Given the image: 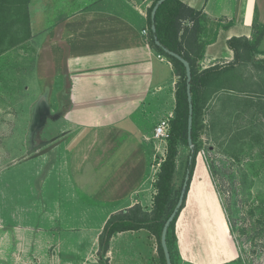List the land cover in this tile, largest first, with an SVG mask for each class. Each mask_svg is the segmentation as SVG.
I'll return each mask as SVG.
<instances>
[{
  "label": "crops",
  "instance_id": "obj_1",
  "mask_svg": "<svg viewBox=\"0 0 264 264\" xmlns=\"http://www.w3.org/2000/svg\"><path fill=\"white\" fill-rule=\"evenodd\" d=\"M152 1H29L30 33L40 55L35 63L40 86L35 114L39 124L51 116L58 117L63 127L52 139L34 146L20 158L43 156L60 144H64V150L54 166L57 178L53 196L46 199L43 190L38 201L30 203V209L35 206L33 209L23 208L25 215L37 211L41 220L15 225L9 218L0 229L11 249L16 244L27 255L39 259L68 260L77 238L72 231H65L59 239L55 230L59 222L67 229L78 221L83 230L90 228L87 221L92 208L97 212L106 208L110 215L138 204L141 199H136L137 195L149 190L151 149L154 147L158 154L160 144L153 138V129L161 118L173 113L178 81L169 59L158 58L159 52L151 46L149 36L142 33L149 28L147 11ZM182 1L207 16L202 37L209 42L199 61L202 69L232 62L234 53L227 41L231 37L252 40L254 22L264 25V0ZM49 8L53 9L46 12ZM258 49L261 53L256 54L257 58H264V35ZM39 68L49 71L39 75ZM164 147L160 157L164 156ZM57 180L64 183L60 202L56 196ZM199 211V228L206 237L194 231L193 225L177 236L178 240L181 235L187 236L193 261L208 264L209 248L193 245L192 238L195 234L205 241L209 238L205 233L208 229L213 237L220 235L223 222L210 202H201ZM58 213L64 216L60 220ZM43 215L48 220L42 224ZM104 223L105 220L100 230ZM83 230L78 232L81 239L77 242L88 247L91 241L88 235L83 237ZM114 237L115 234L108 252ZM97 239L93 242L97 243ZM63 243L66 247L59 249ZM235 254L232 249L228 256L234 258ZM225 260L220 258L219 262Z\"/></svg>",
  "mask_w": 264,
  "mask_h": 264
},
{
  "label": "rangeland",
  "instance_id": "obj_2",
  "mask_svg": "<svg viewBox=\"0 0 264 264\" xmlns=\"http://www.w3.org/2000/svg\"><path fill=\"white\" fill-rule=\"evenodd\" d=\"M22 35L24 37L25 33L20 37ZM23 39L0 52V229L7 225L9 218L15 225L41 220L40 213L25 215L23 208L33 209L35 206L30 209V203L38 201L43 190L46 199L53 196L57 178L54 166L64 150V144H60L43 156L20 158L34 146L52 139L63 127L58 117L48 116L43 123H38L35 102L40 86L35 76V63L40 60V55L31 33ZM254 56L252 60L257 64L242 58L231 72L228 87L234 89L221 91L218 94L221 98L214 97L202 110L194 171L173 230L176 238L174 264H198L191 258L192 250L188 249L191 243L188 244L187 236L181 235L179 241L177 235L193 225L194 231L206 237L204 230L199 228L198 219L200 203L204 200L217 208L224 228L214 237L211 230L205 231L209 237L204 238L205 241L195 234L192 238L193 245L209 248L208 264H264V58ZM48 71V68L38 70L39 75ZM159 143L158 151L162 153L165 144ZM165 148L166 145L164 153ZM159 153L156 154L154 147L151 149L149 190L136 198L141 199L138 204L146 211H150L156 192L154 183L160 165ZM187 155L188 149L181 146L174 182L177 189L187 171ZM56 186L60 202L64 197L60 192L64 183L57 180ZM92 209L87 221L90 228L83 230L78 221L73 228L67 229L61 221L55 229L59 239L65 231H72L77 240L81 239L77 237L81 230L83 237L88 235L89 246L81 247L75 240L70 259H39L27 255L16 244L11 249L7 236L4 237L0 230V264H100L98 242L93 241L111 214L106 208L99 212ZM61 217L64 216L58 213V220ZM46 220L48 216L43 215L42 224ZM4 238L6 241L2 242ZM62 239L64 241V237ZM62 247H66L65 243L58 248ZM232 249L236 251L234 258L228 256ZM106 258L109 264H160L157 238L147 229L118 232L111 252L107 251L102 257ZM220 258L227 260L219 262Z\"/></svg>",
  "mask_w": 264,
  "mask_h": 264
},
{
  "label": "trees",
  "instance_id": "obj_3",
  "mask_svg": "<svg viewBox=\"0 0 264 264\" xmlns=\"http://www.w3.org/2000/svg\"><path fill=\"white\" fill-rule=\"evenodd\" d=\"M29 0H0V52L30 36L29 28ZM156 0H153L147 11L149 24V42L159 53L166 56L171 62L179 80L175 89V106L173 115L169 119V132L166 138L164 156L160 159L159 170L156 175L153 204L150 211L143 210L139 204L111 214L105 221L98 236V255L100 264H109L102 259L109 249L112 236L118 232L128 230L147 229L153 233L158 242L160 264H166L164 253L160 244V234L164 221L174 208L180 187H175L177 173L178 152L181 146L188 149L186 170H189L187 191L194 171L195 158L198 152V136L201 128L200 121L203 108L214 97L228 87L230 74L238 66L240 60H252L257 53H261L258 45L264 35V25L255 21L253 27L255 35L252 40L240 37H231L227 41L228 47L233 50L234 59L225 65L215 64L202 69L199 61L203 58L205 46L209 40L203 38L207 16L200 10L185 4L182 0H165L155 13L154 24L156 36L163 47H166L188 60L191 67L190 92L193 105L192 113V147L187 141L188 101L186 93V74L184 65L174 57L165 54L160 46L155 45L150 30V11ZM25 33L20 37L21 34ZM254 61V60H252ZM264 62V59H262ZM256 64L258 62L254 61ZM191 156V159L189 158ZM183 181V180H182ZM187 194V193H186ZM186 198V196H185ZM184 201L177 215L171 221L166 234L167 246L170 252L171 263L174 264L173 233L176 219L184 205Z\"/></svg>",
  "mask_w": 264,
  "mask_h": 264
},
{
  "label": "water",
  "instance_id": "obj_4",
  "mask_svg": "<svg viewBox=\"0 0 264 264\" xmlns=\"http://www.w3.org/2000/svg\"><path fill=\"white\" fill-rule=\"evenodd\" d=\"M165 0H156V2L154 3V5L152 6V9L150 11V19H151V24H150V30L152 32L153 35V40L155 45L160 46L163 50V52L165 54H167L170 57H174L177 60H179L185 67V74H186V93H187V101H188V118H187V141H188V145L190 147H192V138H191V129H192V113H193V105H192V100H191V92H190V81H191V67L190 64L188 62L187 59H185L183 56H181L180 54L166 48L163 47L157 36H156V28H155V24H154V17H155V13L156 10L158 8V6L164 2ZM191 159V156L189 157ZM188 180H189V170L186 171L183 182H182V186L180 189V193L177 199V202L174 206V208L172 209L171 213L169 214V216L166 218V220L163 223L162 229H161V234H160V244L164 253V258H165V262L166 264H172L171 263V257H170V252L167 246V241H166V234H167V229L171 223V221L173 220V218L177 215V213L179 212L181 205L184 201V198L186 196L187 193V185H188Z\"/></svg>",
  "mask_w": 264,
  "mask_h": 264
},
{
  "label": "built area",
  "instance_id": "obj_5",
  "mask_svg": "<svg viewBox=\"0 0 264 264\" xmlns=\"http://www.w3.org/2000/svg\"><path fill=\"white\" fill-rule=\"evenodd\" d=\"M142 33L145 36H149V28H145L142 30ZM157 57L160 59H166V57L161 54L158 53ZM172 116V113L169 114L167 117H163L161 118L158 123L155 125L154 129H153V138L155 140L161 141V142H166V138L169 132V119Z\"/></svg>",
  "mask_w": 264,
  "mask_h": 264
},
{
  "label": "bare ground",
  "instance_id": "obj_6",
  "mask_svg": "<svg viewBox=\"0 0 264 264\" xmlns=\"http://www.w3.org/2000/svg\"><path fill=\"white\" fill-rule=\"evenodd\" d=\"M208 206H209V204H208ZM205 208V207H204ZM210 211V210H209ZM216 218V217H215ZM213 219V218H212ZM218 219V218H217ZM215 221H216V219H215ZM220 221V220H219ZM209 223H210V221H209ZM221 223V222H220ZM220 223H218V224H220ZM220 225H222V224H220ZM219 226V225H218ZM211 227V226H210ZM215 228V227H214ZM213 229V228H212ZM221 229V228H220ZM215 231V230H214ZM213 233V232H212ZM215 233V232H214ZM216 234V233H215Z\"/></svg>",
  "mask_w": 264,
  "mask_h": 264
}]
</instances>
